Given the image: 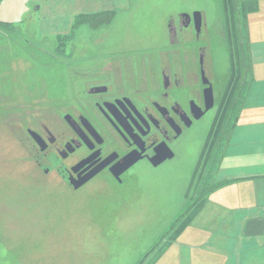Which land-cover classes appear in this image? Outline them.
Instances as JSON below:
<instances>
[{
    "label": "rangeland",
    "instance_id": "1",
    "mask_svg": "<svg viewBox=\"0 0 264 264\" xmlns=\"http://www.w3.org/2000/svg\"><path fill=\"white\" fill-rule=\"evenodd\" d=\"M223 11L222 0H0V264H148L158 255L186 210L215 107L183 129L172 160L131 173L124 205L121 195L84 197L36 174L19 121L42 112L60 121L61 111L30 110L63 94L69 50L84 52L71 59L106 61L167 46L169 21L195 13L205 20L207 41L198 45L207 48L217 102L230 68ZM90 15L96 27L81 22Z\"/></svg>",
    "mask_w": 264,
    "mask_h": 264
},
{
    "label": "flooded vegetation",
    "instance_id": "2",
    "mask_svg": "<svg viewBox=\"0 0 264 264\" xmlns=\"http://www.w3.org/2000/svg\"><path fill=\"white\" fill-rule=\"evenodd\" d=\"M176 21H169L167 46L132 51L118 60L99 61L88 53L71 59L84 52L69 50L63 94L39 108L32 103L30 110L61 111L60 123L43 112L19 121L36 174L84 197L121 195L118 204L124 205L133 187L129 177L139 165L157 169L172 160L183 129L205 111L211 96V109L220 110L228 79L216 102L207 48L198 45L207 41L205 20L181 15Z\"/></svg>",
    "mask_w": 264,
    "mask_h": 264
},
{
    "label": "crops",
    "instance_id": "3",
    "mask_svg": "<svg viewBox=\"0 0 264 264\" xmlns=\"http://www.w3.org/2000/svg\"><path fill=\"white\" fill-rule=\"evenodd\" d=\"M236 2L246 64L242 104L208 163L203 205L148 264H264V0Z\"/></svg>",
    "mask_w": 264,
    "mask_h": 264
},
{
    "label": "trees",
    "instance_id": "4",
    "mask_svg": "<svg viewBox=\"0 0 264 264\" xmlns=\"http://www.w3.org/2000/svg\"><path fill=\"white\" fill-rule=\"evenodd\" d=\"M222 8L228 23V25H226L227 44L230 50L228 87L226 94L222 99L220 110L217 111L214 116L212 126L208 132L195 171L192 175L185 196L188 201V206L181 216L176 219V223L173 227L174 229H172L171 235L169 236L170 239H174L187 226L195 213L203 205V196L206 195L208 191L206 187V171L208 163L212 161L210 158L216 156L219 147L228 136V133L233 126L236 112L240 108L243 100L246 64L243 59V52L240 51L242 47V39L240 35V18L237 9L238 4L236 0H222ZM107 15L109 18L105 20V22L112 19L111 13H107ZM94 17H97V15L87 16L83 18V21L81 22H88L96 27L99 23L97 24L96 21L90 22L93 21ZM77 23H79V20L76 24ZM198 189L201 190V192L195 197V192Z\"/></svg>",
    "mask_w": 264,
    "mask_h": 264
},
{
    "label": "water",
    "instance_id": "5",
    "mask_svg": "<svg viewBox=\"0 0 264 264\" xmlns=\"http://www.w3.org/2000/svg\"><path fill=\"white\" fill-rule=\"evenodd\" d=\"M201 14L200 13H195L194 14V17H200ZM210 103L208 105H206L205 107V111H201L200 110V113L198 115L195 116V119H199L201 116H203V114L205 112H207L208 110H210L212 107H213V97L211 96L210 99H209ZM33 135V134H32Z\"/></svg>",
    "mask_w": 264,
    "mask_h": 264
}]
</instances>
